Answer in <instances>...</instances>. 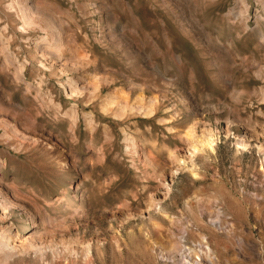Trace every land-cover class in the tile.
Masks as SVG:
<instances>
[{"label":"rangeland","instance_id":"rangeland-1","mask_svg":"<svg viewBox=\"0 0 264 264\" xmlns=\"http://www.w3.org/2000/svg\"><path fill=\"white\" fill-rule=\"evenodd\" d=\"M0 35V124L27 137L0 130V187L36 208L30 227L7 216L27 246L8 264H193L200 243L213 264H264V0H0ZM66 76L101 92L67 94ZM109 91L153 115L103 112ZM190 131L214 150L190 156Z\"/></svg>","mask_w":264,"mask_h":264},{"label":"bare ground","instance_id":"bare-ground-1","mask_svg":"<svg viewBox=\"0 0 264 264\" xmlns=\"http://www.w3.org/2000/svg\"><path fill=\"white\" fill-rule=\"evenodd\" d=\"M10 9H11V6L7 7V10H10ZM25 11H26L25 7H20L19 8V15H20L19 18L20 19H23V16L25 15ZM31 23L32 22H29V23L24 22L22 24V26H23L22 29L31 28ZM4 31L5 30H3V32ZM0 38H3V37H1V35H0ZM44 39H45L44 36H40L38 38V40L39 41L41 40V41L34 45V49L37 52H39V53H42V48H43V46H42L43 44L42 43H44V41H43ZM59 41H60V38H58L56 35H54L53 36V43L57 44ZM1 43L3 44V42H1ZM4 50H5V48H3V51ZM78 56L80 57V58L78 57L79 61H75L74 64L69 65V66H66V64H61L60 65V70L62 71V73H66L68 71L72 72V71L81 70L82 67L84 66V64L88 65L90 63L89 61H87L85 55L84 56H82V55L80 56L78 54ZM6 57H7V59H12L10 54H7ZM50 60H54V62L55 61L58 62V61H60V58H59V56L51 54ZM10 63H12V62H10ZM21 66H24V64H21ZM66 77H67L66 79L69 82L68 89H65V92L67 94H71V95L72 94H76V95L81 96V94H82L81 91H84V92L88 93V94L87 93L84 94V96L85 95H87V96L90 95L91 96V95H98L101 92V89H99V87L96 84V82H92V85H89V86L78 87L79 84L77 83V81H76V83L74 82L75 79L73 77H70V76H66ZM74 84H75V86H74ZM114 91H109L102 98V100L100 99L101 102H100L99 107L102 108V110H104L103 112L110 111V112H112V115L115 116V117H118V119L119 118H125L127 116H133V115H136V114L143 115V117H150V116L153 115L154 108H153V105H152L153 102L151 100L149 102H147V100H146L147 103H139V101L131 103L126 98V95L124 97L123 96L124 94L118 93L119 91L118 92L117 91L114 92ZM36 97H38V99L41 101V104L43 106H45V108L52 109L56 113H60V112L63 111L62 109H60L61 105L59 103L55 102L52 99V95H51L50 92L47 93L46 96H42L41 95V91L37 89ZM138 99H140V98H138ZM142 99H143V97L141 98V100ZM63 115H65L69 119L68 121H70V125H71L70 129L76 128L77 120H78L77 119V115H78L77 111L73 107H71V108L67 109ZM85 118L87 119V123H88L87 125H90V123H91L93 118H91V116L85 117ZM0 130H2L1 136H5L6 133L8 132V130H9L16 138H19L21 140H24V139L27 138V137L25 138L22 135H20L16 131L14 126H9V125H7L5 123L0 124ZM224 132L227 135L228 134V129L226 128ZM203 134L204 135H200V136L198 135L197 136L193 131L192 132L190 131L189 133L185 134L183 140L186 143L187 152L190 153V156H194L196 153H200V152L201 153L202 152L205 153V151L206 152H208V151L212 152L214 150V147H215L216 142L218 140L217 133L216 132H212V131H208V132L203 133ZM125 141L132 143L133 145H131V146H134L136 144L134 142V140H133V137H131L129 139L127 136H125ZM239 145L242 148V150L247 148V146H248V144H246L245 142H239ZM260 152L263 153L261 150H260ZM170 162L173 165H175V167L180 164V160L177 158V156L174 153H172L170 155ZM0 163H2L3 166L5 165V163L3 161L0 162ZM64 164L66 165V163H64ZM175 170H176V168H175ZM171 175H173V169H171ZM164 184H166V190L168 191L169 190L168 184L166 182ZM11 189H13V188H11ZM150 205H151L150 207L154 206V205H152V203ZM13 212L18 213L20 218L24 216L26 218V220H27V224L26 225L28 227H30L31 225H34L36 208L30 209V208H28V207H26V206H24V205H22V204H20L18 202H15V201L11 200L2 191V189L0 187V222H2L0 224V264H8L10 262V260H12V259L18 257L19 255L24 254V253L27 252V246L17 242L18 234H17V232H14V228H13L14 224L13 223L7 224V222H6L7 216L9 214L13 213ZM218 222H214V226H216L217 224L219 226ZM195 245H197V243H195ZM28 247L29 248H34V252L35 253L42 255L40 253L41 247H39V246H37L35 244H30ZM197 247H198V249L195 250V252H194V256H197V257H196V260L192 259L193 260L192 263L193 264H202L203 261H205V262H207V264H213L214 260H213V257H212L211 248L209 246L203 244V243H200L199 245H197ZM177 251H180L181 254H182L183 252H185L187 250L181 248L180 243H175L173 253L176 254ZM177 253H179V252H177ZM174 256L175 255H173V257ZM180 256L181 255H179V257ZM187 262H190V261H187Z\"/></svg>","mask_w":264,"mask_h":264}]
</instances>
